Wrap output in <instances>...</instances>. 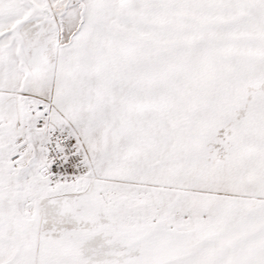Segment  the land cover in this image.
Wrapping results in <instances>:
<instances>
[{
	"label": "snow or ice",
	"instance_id": "6c2138e0",
	"mask_svg": "<svg viewBox=\"0 0 264 264\" xmlns=\"http://www.w3.org/2000/svg\"><path fill=\"white\" fill-rule=\"evenodd\" d=\"M0 264H264V0H0Z\"/></svg>",
	"mask_w": 264,
	"mask_h": 264
}]
</instances>
